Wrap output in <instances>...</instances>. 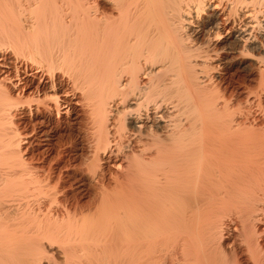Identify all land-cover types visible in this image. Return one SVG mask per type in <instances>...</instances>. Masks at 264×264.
<instances>
[{
	"label": "bare ground",
	"instance_id": "obj_1",
	"mask_svg": "<svg viewBox=\"0 0 264 264\" xmlns=\"http://www.w3.org/2000/svg\"><path fill=\"white\" fill-rule=\"evenodd\" d=\"M50 257L264 264V0H0V264Z\"/></svg>",
	"mask_w": 264,
	"mask_h": 264
},
{
	"label": "rangeland",
	"instance_id": "obj_2",
	"mask_svg": "<svg viewBox=\"0 0 264 264\" xmlns=\"http://www.w3.org/2000/svg\"><path fill=\"white\" fill-rule=\"evenodd\" d=\"M80 202H81V203H85V202H86V198H82V197H81V198H80ZM46 255L49 256V254H46ZM48 256H46V257L48 258ZM47 258H46V259L44 258L43 261L40 262V263H41V264H44L45 262H48L49 260H48ZM50 259H51V257H50ZM47 260H48V261H47ZM51 260H52V261H51ZM51 260H50L49 263H51V262L53 263V258H52ZM52 263H51V264H52Z\"/></svg>",
	"mask_w": 264,
	"mask_h": 264
}]
</instances>
